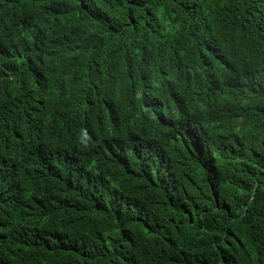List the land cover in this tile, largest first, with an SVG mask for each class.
<instances>
[{
  "label": "trees",
  "instance_id": "16d2710c",
  "mask_svg": "<svg viewBox=\"0 0 264 264\" xmlns=\"http://www.w3.org/2000/svg\"><path fill=\"white\" fill-rule=\"evenodd\" d=\"M0 264H264V0H0Z\"/></svg>",
  "mask_w": 264,
  "mask_h": 264
},
{
  "label": "clouds",
  "instance_id": "9594fccd",
  "mask_svg": "<svg viewBox=\"0 0 264 264\" xmlns=\"http://www.w3.org/2000/svg\"><path fill=\"white\" fill-rule=\"evenodd\" d=\"M229 83V82H228ZM230 84V83H229ZM225 86V85H222ZM198 98V97H197ZM200 109L203 113V116L199 119H194V120H183L184 125L187 127V129H199L202 130L204 129L205 132L207 133L208 136H214L215 134H217L218 132H220L221 129V122L216 121L215 119L213 121H210V115L211 114H215L217 111L213 108H211L210 106H208V104L203 103V101L200 104ZM206 113L209 116V119L203 120L204 116L206 115ZM102 133L104 135H106L107 140H110V136L107 130H105L104 128L101 129ZM82 138H81V145L83 148H85V150H88L93 143L95 142V140L97 139V137L99 136V130L96 129V127H86L82 132H81ZM111 143H106L103 146V150H102V154L104 149L110 145ZM212 154L215 155V159H219L218 155L216 154L215 151V147H212Z\"/></svg>",
  "mask_w": 264,
  "mask_h": 264
},
{
  "label": "bare ground",
  "instance_id": "6f19581e",
  "mask_svg": "<svg viewBox=\"0 0 264 264\" xmlns=\"http://www.w3.org/2000/svg\"><path fill=\"white\" fill-rule=\"evenodd\" d=\"M201 33V32H200ZM212 34V33H211ZM214 35V34H213ZM249 36V35H248ZM228 39V38H227ZM194 44V43H193ZM189 47V46H188ZM222 48V47H221ZM192 50V49H191ZM189 51V50H188ZM258 51V50H257ZM173 53V52H172ZM190 59H192V58H190ZM202 60V59H201ZM192 64V63H191ZM215 64V63H214ZM183 70V69H182ZM199 73V72H198ZM196 81V80H195ZM171 85V84H170ZM192 85V84H191ZM173 86H175V85H173ZM184 87V86H183ZM193 90V89H192ZM182 95V94H181ZM171 105V104H170ZM246 109V108H245ZM227 128V127H226ZM262 132V131H261ZM221 177V176H220ZM166 260H167V258H166ZM165 261V260H164ZM165 263V262H164Z\"/></svg>",
  "mask_w": 264,
  "mask_h": 264
}]
</instances>
